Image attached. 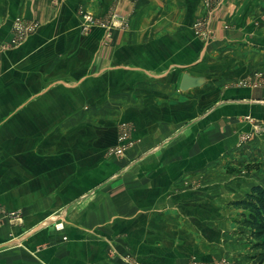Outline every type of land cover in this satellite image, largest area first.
<instances>
[{
    "label": "rangeland",
    "instance_id": "obj_1",
    "mask_svg": "<svg viewBox=\"0 0 264 264\" xmlns=\"http://www.w3.org/2000/svg\"><path fill=\"white\" fill-rule=\"evenodd\" d=\"M207 9L205 5L204 17ZM213 17H206L209 25ZM224 22L223 32L211 29L209 39L219 33L242 41L217 50L204 66L214 81L202 94L208 125L193 128L187 139L173 135L175 140L141 150L138 136L143 120L149 122L150 109L126 111L115 102L89 125L81 121L78 129H59V137L51 136L46 148L43 141H33L31 168L17 164L14 173L16 191L26 185L25 177L32 182L31 211L8 209L3 202L9 201V190L0 189V251L19 247L15 238L29 229L32 234L40 227L62 233L68 217L89 209L97 223L115 217L109 226L96 229L106 246L110 242L115 263L145 264L130 249V238L135 248L136 243L147 244L144 254L154 249L152 256L160 264H253L255 251L243 234L247 231L237 224L241 209L233 203L245 199L253 186L264 187V0L235 8ZM193 29L195 33V25ZM149 98L143 95L141 100ZM252 99L257 103L242 101ZM153 148L158 149L151 152ZM41 165L48 167L46 174L39 171ZM30 169L31 175L25 173ZM56 201L63 204L54 208ZM30 214L31 228L22 229L29 225L24 216ZM60 222L62 229L57 230ZM14 227L21 229L14 232Z\"/></svg>",
    "mask_w": 264,
    "mask_h": 264
},
{
    "label": "crops",
    "instance_id": "obj_2",
    "mask_svg": "<svg viewBox=\"0 0 264 264\" xmlns=\"http://www.w3.org/2000/svg\"><path fill=\"white\" fill-rule=\"evenodd\" d=\"M206 1L0 0V189L9 190L4 206L31 211L32 182L25 177L26 185L16 191L14 173L17 164L30 167L33 141H43L46 148L51 136L59 137V129H78L81 121L89 125L98 114L111 111L115 102H120L121 110L150 109L149 122L143 120L138 136L141 150L173 140V135L187 139L193 128L208 125L202 94L214 81L204 66L217 50L237 46L242 40L217 33L213 40L203 41L195 36L193 26L214 14L210 30L222 33L224 17L251 0H212L213 8L204 17ZM84 12L99 23L86 33L81 31ZM112 13L125 19L123 28L110 25ZM18 17L35 20L39 27L19 47L3 50ZM185 73L211 82L183 93L179 84ZM143 95L150 98L141 100ZM242 101L257 103L256 99ZM182 125L183 130H177ZM41 166L39 171L46 174L48 167ZM25 173L31 175L32 169ZM16 197L24 201H15ZM59 202L53 207H59ZM31 215L24 216L29 225L22 229L31 228ZM68 218L62 233L40 227L36 233L29 229L25 236L15 238L19 247L0 251V264H121L113 262L110 242L106 246L96 232L115 217L97 223L87 209ZM168 218L176 220L175 215ZM62 237L68 240L63 242ZM126 242L141 262L160 264L152 256L154 249L146 254L141 251L146 243H136L139 248H135L132 239Z\"/></svg>",
    "mask_w": 264,
    "mask_h": 264
},
{
    "label": "trees",
    "instance_id": "obj_3",
    "mask_svg": "<svg viewBox=\"0 0 264 264\" xmlns=\"http://www.w3.org/2000/svg\"><path fill=\"white\" fill-rule=\"evenodd\" d=\"M234 206L241 209L237 224L247 236L251 250L255 251L253 264H264V187L253 186L245 199L236 201Z\"/></svg>",
    "mask_w": 264,
    "mask_h": 264
},
{
    "label": "built area",
    "instance_id": "obj_4",
    "mask_svg": "<svg viewBox=\"0 0 264 264\" xmlns=\"http://www.w3.org/2000/svg\"><path fill=\"white\" fill-rule=\"evenodd\" d=\"M211 1L212 0H207L205 5H207V8H210L211 5ZM82 25H81V29L84 33L88 32L90 30V28H92L95 25H98V21H96L92 15L84 12L82 15ZM120 18V17H119ZM112 18V21L110 20V25L114 28L119 27V28H123L126 25V22L123 23L122 18ZM119 25V26H117ZM38 27V23L35 20H29L28 22H22L20 19H16L13 22V26H12V37L10 39L9 42L5 43L2 46L3 50L6 49H10L13 47H19L22 43L25 42V40L32 35L33 33H35L36 29ZM195 34L200 36L201 38H205V39H209L211 31L209 29V24L208 22L205 20L204 22L198 23L195 25ZM57 230H61L62 229V224L57 223L56 225Z\"/></svg>",
    "mask_w": 264,
    "mask_h": 264
},
{
    "label": "water",
    "instance_id": "obj_5",
    "mask_svg": "<svg viewBox=\"0 0 264 264\" xmlns=\"http://www.w3.org/2000/svg\"><path fill=\"white\" fill-rule=\"evenodd\" d=\"M211 82V79L206 77H196L185 73L181 77L179 90L183 93H188L192 89L201 88L202 86Z\"/></svg>",
    "mask_w": 264,
    "mask_h": 264
}]
</instances>
